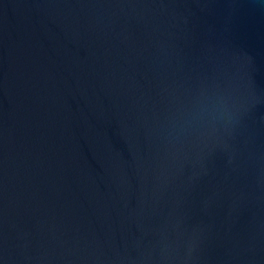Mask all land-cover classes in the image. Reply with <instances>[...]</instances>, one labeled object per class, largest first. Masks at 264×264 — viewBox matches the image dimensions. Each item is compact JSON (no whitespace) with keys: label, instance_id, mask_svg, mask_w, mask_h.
Listing matches in <instances>:
<instances>
[{"label":"water","instance_id":"obj_1","mask_svg":"<svg viewBox=\"0 0 264 264\" xmlns=\"http://www.w3.org/2000/svg\"><path fill=\"white\" fill-rule=\"evenodd\" d=\"M0 264H264V0H0Z\"/></svg>","mask_w":264,"mask_h":264}]
</instances>
